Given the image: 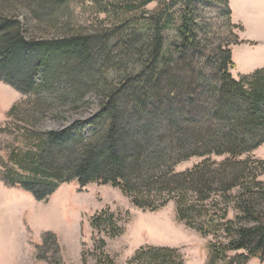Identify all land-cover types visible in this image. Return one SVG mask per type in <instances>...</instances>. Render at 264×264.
<instances>
[{"label":"trees","instance_id":"trees-1","mask_svg":"<svg viewBox=\"0 0 264 264\" xmlns=\"http://www.w3.org/2000/svg\"><path fill=\"white\" fill-rule=\"evenodd\" d=\"M217 1L231 20L229 0ZM205 2L0 0V82L28 96L1 129L12 137L0 145V180L39 201L72 181L110 184L144 210L174 201L179 220L214 236L207 264L264 260V159L251 154L264 144V67L233 77L232 48L212 42L199 13ZM73 4L92 10V22L77 20ZM91 91L100 95L92 117L39 128L58 110L88 108ZM193 157L203 160L176 170ZM91 225L111 237L124 229L106 209ZM54 239L46 233L43 246ZM184 262L166 246L141 247L130 260Z\"/></svg>","mask_w":264,"mask_h":264},{"label":"rangeland","instance_id":"rangeland-1","mask_svg":"<svg viewBox=\"0 0 264 264\" xmlns=\"http://www.w3.org/2000/svg\"><path fill=\"white\" fill-rule=\"evenodd\" d=\"M229 4L231 20L225 17V9L217 0H206L199 13L212 25L209 35L212 42L232 48L236 66L231 73L234 78H240L264 62V0H229ZM156 5L152 3L149 8ZM72 8L77 20L84 23H91L95 17L88 8L76 4ZM237 36L240 43L236 44ZM27 98L10 84L0 82L1 148L11 142L12 136L1 132L10 121L9 111ZM86 99L90 102L88 108L58 110L54 116L43 118L39 128L58 130L92 117L99 110L100 95L91 91ZM90 131L91 127H87L86 133ZM0 154L6 159L4 149ZM251 154L264 158V144ZM213 158L221 161L225 156ZM202 160L193 157L182 161L176 170L191 169ZM261 179L264 180V175ZM103 209L114 212L118 224L124 228L122 234L111 237L93 228L92 217ZM229 216L234 218L235 212L231 211ZM48 232L55 234V244L43 246ZM0 235L9 252L4 264H103L101 257L106 255L113 257L116 264H130L136 252L145 246L179 248L184 264H207L209 242L214 239L179 220L174 201L157 211L144 210L134 206L129 197L110 184L90 183L82 187L76 181L61 184L48 200L39 201L31 193L9 187L0 180ZM102 240L105 245L101 246ZM39 254L45 259H39ZM249 264H264V260L253 257Z\"/></svg>","mask_w":264,"mask_h":264},{"label":"crops","instance_id":"crops-1","mask_svg":"<svg viewBox=\"0 0 264 264\" xmlns=\"http://www.w3.org/2000/svg\"><path fill=\"white\" fill-rule=\"evenodd\" d=\"M261 66H264V62H261V64L260 63L257 64V67L260 68ZM23 221H24V219H23ZM0 240H1V242H0V264H4L6 256L9 255V252L7 250L8 246L4 243L5 241L3 242L1 239V235H0Z\"/></svg>","mask_w":264,"mask_h":264}]
</instances>
